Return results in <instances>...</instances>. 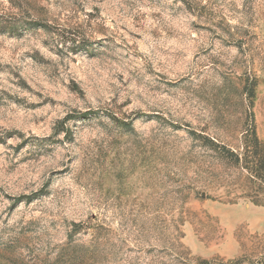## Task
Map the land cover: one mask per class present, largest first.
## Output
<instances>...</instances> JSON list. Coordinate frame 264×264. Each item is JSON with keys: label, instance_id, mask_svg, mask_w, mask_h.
I'll return each instance as SVG.
<instances>
[{"label": "rangeland", "instance_id": "1", "mask_svg": "<svg viewBox=\"0 0 264 264\" xmlns=\"http://www.w3.org/2000/svg\"><path fill=\"white\" fill-rule=\"evenodd\" d=\"M260 99L264 0H0V264H264Z\"/></svg>", "mask_w": 264, "mask_h": 264}, {"label": "crops", "instance_id": "2", "mask_svg": "<svg viewBox=\"0 0 264 264\" xmlns=\"http://www.w3.org/2000/svg\"><path fill=\"white\" fill-rule=\"evenodd\" d=\"M255 131L264 146V99H260L255 105Z\"/></svg>", "mask_w": 264, "mask_h": 264}, {"label": "trees", "instance_id": "3", "mask_svg": "<svg viewBox=\"0 0 264 264\" xmlns=\"http://www.w3.org/2000/svg\"><path fill=\"white\" fill-rule=\"evenodd\" d=\"M251 133H252L253 141H254L256 144H258L259 146L262 147L263 144L260 143L259 139L257 138L256 131H255V126H254V129H252Z\"/></svg>", "mask_w": 264, "mask_h": 264}]
</instances>
